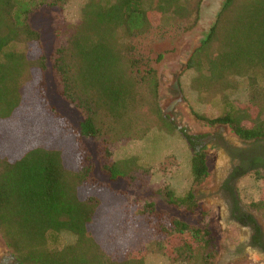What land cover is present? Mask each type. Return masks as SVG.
<instances>
[{
    "label": "trees",
    "instance_id": "1",
    "mask_svg": "<svg viewBox=\"0 0 264 264\" xmlns=\"http://www.w3.org/2000/svg\"><path fill=\"white\" fill-rule=\"evenodd\" d=\"M56 2L0 0V136L7 132L0 143L3 243L17 264H146L152 253L171 263L215 264V236L210 225L203 223L209 209L195 201L193 194V187L208 175L203 152L193 150L192 181L185 194L177 195L168 186L154 192L167 206L183 209L192 219L170 217L158 211L154 202L134 207L143 214L140 223L150 231L157 229L161 238L153 234L143 249L131 243L119 253L107 249L103 236L108 229L99 218L101 207L111 204L112 193L100 188V182H89L90 166L83 159L76 161L74 145L70 143L71 149L34 146L16 153L11 141L14 130L31 139L29 132L37 121V115L22 112L29 101L28 87L36 86L33 72L47 68L46 55H33L29 49L31 44L40 45V35L29 25L28 17ZM202 2L84 1L79 21L67 25L65 42L48 60L60 95L83 115L82 135L114 143L123 134L144 136L156 123L162 125L165 118L158 102V73L135 40L159 28L187 33L196 25ZM187 69L193 72L190 87L199 96L217 86L219 78V114L196 118L209 126H226L243 141L264 139V0H225L207 38L191 54ZM234 77H240L241 83L229 84ZM241 85L248 91L245 100L228 92ZM52 130H59L64 139L59 127ZM181 133L188 143L189 135ZM258 166H240L232 175L253 173L264 187V170ZM102 169L110 180L118 181L133 180L142 167L136 156H129ZM249 210L244 214L248 220L253 221V210L264 218L261 193ZM148 216H159L161 223L146 221ZM135 228L132 219L130 232ZM256 232L260 234L258 228ZM65 237L71 240L64 242Z\"/></svg>",
    "mask_w": 264,
    "mask_h": 264
},
{
    "label": "rangeland",
    "instance_id": "2",
    "mask_svg": "<svg viewBox=\"0 0 264 264\" xmlns=\"http://www.w3.org/2000/svg\"><path fill=\"white\" fill-rule=\"evenodd\" d=\"M84 1L57 0L56 3L45 4L29 15V25L40 35V45L37 47L31 44L29 49L33 55H38L40 52L46 55L47 68L42 73L33 72V81H35L33 84L36 86L31 84L28 87L29 101L25 102L22 108L24 113L37 115V121L31 127L32 132H29L33 137L28 139L27 135H22L21 130H14L15 135L12 136L11 141L17 149L16 153L19 154L34 146L71 149L74 145L77 150L76 161L80 163L83 159L90 166L89 182H94L96 185L100 182L103 186L100 188L112 193L111 204L102 206L99 214L100 222L108 229L103 236L107 249L112 253H119L120 250L129 249L131 243H134L137 249H143L149 236L155 234L161 238V234L157 229V231L146 229L145 224L140 223V216L143 214L140 215L134 207L141 208V205L147 202H154L158 211L166 212L170 217L190 221L192 217L189 213L183 209L167 206L164 199L154 192L164 186L172 188L177 195H183L188 191L192 181L191 155L198 145L204 143L207 135L218 129L222 130L223 135L234 144L252 145L242 144L226 126H209L195 116L210 118L219 114V102L216 100L219 95V78L217 86H212L208 93L199 96L190 87L193 72L187 69V66L191 54L207 38L210 29L216 23L225 0H203L196 25L185 34H179L172 29L163 32L164 29L159 28L135 40L137 48L146 52L153 60L152 64L159 80V108L166 120L162 121V125L156 123L157 126L155 125L144 136H138L140 133L131 136L123 134L124 137L114 143L81 134L80 122L83 115L60 95L48 61L54 49L65 42L67 25L79 21ZM240 79L234 77L229 84H240ZM228 92L239 100H245L248 96L247 89L242 85L238 90L229 89ZM53 127L61 129L64 139L60 136L59 130L49 131ZM46 129L48 132L45 134ZM182 130L194 137L193 145L190 146L183 138ZM6 134L7 132H4L0 136V143L1 139L7 138ZM203 153L208 175L201 184L193 187V194L195 201L203 208L209 209L203 223L210 225L215 236L217 252L215 264L217 262L218 264H264V255L245 245L248 229L239 227L229 220L226 205L215 193L219 180L226 173L228 161L226 155L217 148L209 147ZM129 156L138 158L142 170L135 173L133 180L126 178H120L118 181L110 180L102 166ZM236 189L240 203L248 211H250L249 205L258 201L260 193L264 197L262 182L253 173L241 177ZM252 214L256 216L264 230L263 216L257 214L255 210ZM132 219L136 228L130 232ZM149 219L154 224L161 223L159 216L152 218L148 216L146 221ZM170 230L172 233L173 230ZM132 239L136 240L133 242ZM70 240L71 237L63 239L64 242ZM5 255L11 254L0 237V257ZM146 264L185 263H171L164 256L152 253L147 257Z\"/></svg>",
    "mask_w": 264,
    "mask_h": 264
},
{
    "label": "flooded vegetation",
    "instance_id": "3",
    "mask_svg": "<svg viewBox=\"0 0 264 264\" xmlns=\"http://www.w3.org/2000/svg\"><path fill=\"white\" fill-rule=\"evenodd\" d=\"M239 141L242 144L250 143L252 145L242 146L241 144H234L223 135L222 130L215 129V132L207 135L204 143L196 147V151L203 152L208 147L211 149L217 148L226 155L228 160L226 173L219 180L215 193L218 197H221L223 203L226 205L229 220L239 227L242 226L248 229L249 234L245 245L264 255V230L255 215L252 214L253 221L248 220L244 216L249 211L240 203L236 189L237 182L241 176L232 175L240 166L249 169L254 165H259L258 168L261 171L264 170V139L250 141L239 139ZM194 142V137L189 136L188 144L191 146ZM257 228L260 234H257ZM0 264L17 263L11 255H5L0 257Z\"/></svg>",
    "mask_w": 264,
    "mask_h": 264
}]
</instances>
